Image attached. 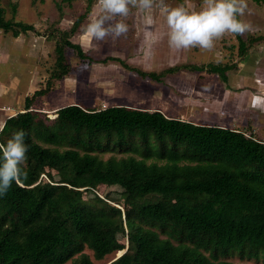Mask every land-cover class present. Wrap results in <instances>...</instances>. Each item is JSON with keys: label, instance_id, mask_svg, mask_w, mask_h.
<instances>
[{"label": "trees", "instance_id": "obj_1", "mask_svg": "<svg viewBox=\"0 0 264 264\" xmlns=\"http://www.w3.org/2000/svg\"><path fill=\"white\" fill-rule=\"evenodd\" d=\"M93 2L87 0L70 30L53 35L50 77L1 128L0 142L23 129L28 152L21 185L13 183L0 196V264H96L83 252L86 247L98 259L126 249L106 264H242L227 258H264L263 140L125 105L69 104L53 120L32 108L53 80L71 72L70 52L89 64L120 63L153 81L182 69L206 70L227 81L235 67L186 63L155 72L117 56L96 59L70 37ZM35 29L7 18L0 5L4 33L18 37ZM236 37L239 55H247V40ZM102 153L111 155L105 159ZM100 185L120 187L121 199L101 196Z\"/></svg>", "mask_w": 264, "mask_h": 264}, {"label": "rangeland", "instance_id": "obj_2", "mask_svg": "<svg viewBox=\"0 0 264 264\" xmlns=\"http://www.w3.org/2000/svg\"><path fill=\"white\" fill-rule=\"evenodd\" d=\"M166 3L173 7L184 4L198 10L201 0H166ZM247 4L248 10L240 18L250 23L252 28L242 34L249 47L247 55L240 56L239 41L236 34L231 33L216 40L211 52L198 48L179 51L171 49L167 42L165 18L157 8L151 10L153 24L145 22L144 11L132 9L126 18L129 28L126 36L115 40L92 39L84 32V25L90 16L99 14L97 0H94L80 31L70 37L71 41L81 44L96 59L117 56L133 67L155 72L186 63H232L235 67L227 72V81L206 70L196 72L186 69L168 74L163 81H153L141 77L135 71H129L120 63L111 61L89 64L70 52L71 72L62 79L53 80L51 91L36 98L32 108L50 120L57 116L53 114L57 108L69 104H79L88 109L125 105L150 111L162 110L169 117L239 129L264 141V4L253 0H247ZM0 5L6 10L7 18L14 17L36 28L35 31L18 36L22 37V42L28 41L26 45L32 49V55L28 56L39 67L38 81L28 95L31 96L35 89L44 87L50 77L55 61L56 38L53 35L58 34L59 30L71 29L76 18L85 11L87 0H73L71 4L62 3L61 0H0ZM0 32L7 37L11 36L2 30ZM0 60L4 63L0 65V79L9 78V72L14 70H2L4 66L10 67L11 61L6 62L4 58ZM25 104L13 108H22L24 111ZM4 108L12 109L8 106ZM110 155L101 154L105 159ZM55 172L52 170L51 173ZM97 191L101 196L110 193L112 197L121 199L120 187L100 185ZM91 196L90 193H84L88 201L92 199ZM83 252L89 254L96 264H106L119 255L117 252L98 259L94 251L87 247ZM227 259L234 263L264 264V258L242 259L235 255Z\"/></svg>", "mask_w": 264, "mask_h": 264}, {"label": "clouds", "instance_id": "obj_3", "mask_svg": "<svg viewBox=\"0 0 264 264\" xmlns=\"http://www.w3.org/2000/svg\"><path fill=\"white\" fill-rule=\"evenodd\" d=\"M99 14L90 16L84 32L92 39H120L129 30L126 18L132 9L146 13L145 22L153 24L151 10L159 9L165 18L168 46L176 51L198 48L211 52L215 41L225 34L242 35L252 26L240 17L248 10L247 0H201L198 10L184 4L175 7L166 0H97ZM3 129H0L2 132ZM26 132L17 130L0 142V196L5 195L13 183L21 185L26 177L24 164L28 146Z\"/></svg>", "mask_w": 264, "mask_h": 264}, {"label": "crops", "instance_id": "obj_4", "mask_svg": "<svg viewBox=\"0 0 264 264\" xmlns=\"http://www.w3.org/2000/svg\"><path fill=\"white\" fill-rule=\"evenodd\" d=\"M21 39L22 37H7L0 32V58H4L6 62L11 61L10 67L4 66L2 72L6 69L14 70L9 72V78L0 79V129L4 126L6 119L22 111V108L20 110L14 108H20L24 102L26 103V98L40 75L38 64L28 56L32 55L31 47L26 45L28 41L22 42ZM3 64L0 60V65ZM6 106L12 109L7 110L4 108Z\"/></svg>", "mask_w": 264, "mask_h": 264}, {"label": "water", "instance_id": "obj_5", "mask_svg": "<svg viewBox=\"0 0 264 264\" xmlns=\"http://www.w3.org/2000/svg\"><path fill=\"white\" fill-rule=\"evenodd\" d=\"M125 251H126V249H125V250H122V251H119V252H118V253H119V255H118V256H116V258H117V257H120V256H121V255H122V254H123ZM120 252H121V254H120ZM116 258L114 257L113 259H116ZM113 259H112V260H113Z\"/></svg>", "mask_w": 264, "mask_h": 264}, {"label": "bare ground", "instance_id": "obj_6", "mask_svg": "<svg viewBox=\"0 0 264 264\" xmlns=\"http://www.w3.org/2000/svg\"><path fill=\"white\" fill-rule=\"evenodd\" d=\"M49 113V112H48ZM53 113V112H52ZM53 114H56V113H53ZM120 254H121V252H120Z\"/></svg>", "mask_w": 264, "mask_h": 264}]
</instances>
